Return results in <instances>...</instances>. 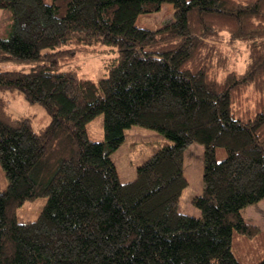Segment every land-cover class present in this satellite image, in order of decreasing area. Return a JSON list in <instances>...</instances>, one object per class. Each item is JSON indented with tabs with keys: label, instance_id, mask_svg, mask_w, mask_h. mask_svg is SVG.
<instances>
[{
	"label": "trees",
	"instance_id": "1",
	"mask_svg": "<svg viewBox=\"0 0 264 264\" xmlns=\"http://www.w3.org/2000/svg\"><path fill=\"white\" fill-rule=\"evenodd\" d=\"M162 2L170 21L136 25ZM0 8L11 11L0 90L49 116L35 130L0 96V264H244L231 251L233 231H257L241 209L264 197V0H0ZM236 43L240 72L225 49ZM96 44L115 53L101 77L63 68ZM97 114L101 140L85 127ZM132 125L171 143L121 181L111 154ZM193 142L203 146L202 189L191 199L199 216L178 210ZM38 196L46 199L36 218L19 222L17 208Z\"/></svg>",
	"mask_w": 264,
	"mask_h": 264
},
{
	"label": "rangeland",
	"instance_id": "2",
	"mask_svg": "<svg viewBox=\"0 0 264 264\" xmlns=\"http://www.w3.org/2000/svg\"><path fill=\"white\" fill-rule=\"evenodd\" d=\"M49 2L50 0H45ZM172 19V8L169 2H162L160 9L155 12L141 13L136 18V25L141 27L156 28ZM11 26V11L8 8H0V37H6ZM235 48L225 45V49L230 54V63L239 72L244 66L245 54L237 53L242 46L235 44ZM115 55L112 47L105 45H92L85 50L79 51L74 58L63 65L66 69H75L80 76L96 80L106 71V64ZM25 63H6L4 67L19 68ZM0 96L6 104V109L14 117L28 116L35 130L44 127L49 116L43 106L37 102H28L24 96L16 90H0ZM245 102L253 104L255 99L254 92L248 88L244 92ZM102 114H97L85 123L89 138L101 140ZM123 142L115 149L111 158L115 163L119 179L131 180L136 173V167L159 147L171 141L159 132L140 125H132L125 130ZM225 156V149L218 146L215 149L217 160ZM203 146L199 142L188 145L183 156V173L187 178L188 184L183 189L178 203V210L190 215L199 216L200 210L192 203L194 195L199 194L202 189V163ZM7 180L5 172L0 165V189L6 186ZM44 196L25 200L16 210V217L19 222L31 221L36 218L45 203ZM241 215L247 222L255 224L258 229L251 235H245L233 231L231 240V251L244 264L257 261L264 255V197L256 202L249 203L241 209Z\"/></svg>",
	"mask_w": 264,
	"mask_h": 264
},
{
	"label": "crops",
	"instance_id": "3",
	"mask_svg": "<svg viewBox=\"0 0 264 264\" xmlns=\"http://www.w3.org/2000/svg\"><path fill=\"white\" fill-rule=\"evenodd\" d=\"M125 140V139H124ZM122 181H125V180H122ZM127 181V180H126Z\"/></svg>",
	"mask_w": 264,
	"mask_h": 264
}]
</instances>
